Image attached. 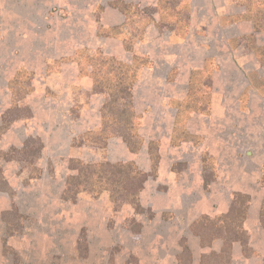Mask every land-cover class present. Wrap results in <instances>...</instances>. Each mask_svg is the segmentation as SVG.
<instances>
[{"label": "rangeland", "instance_id": "374dc122", "mask_svg": "<svg viewBox=\"0 0 264 264\" xmlns=\"http://www.w3.org/2000/svg\"><path fill=\"white\" fill-rule=\"evenodd\" d=\"M47 1L0 23V264H264V0Z\"/></svg>", "mask_w": 264, "mask_h": 264}, {"label": "trees", "instance_id": "16d2710c", "mask_svg": "<svg viewBox=\"0 0 264 264\" xmlns=\"http://www.w3.org/2000/svg\"><path fill=\"white\" fill-rule=\"evenodd\" d=\"M137 72V71H136ZM137 79L134 80L136 82ZM130 98V93H128ZM113 96V93L110 91V95ZM111 98V97H110ZM124 99V96H123ZM129 104L132 105V99L129 100ZM109 105V104H108ZM107 107V106H106ZM133 107V106H132ZM104 115H106V109L103 111ZM133 117H135L133 113ZM125 135V134H123ZM122 135V136H123ZM131 139L132 136L128 135L126 137V142L132 148L131 146ZM37 143L39 145V150L42 149V143L39 139H33L30 138L25 145L24 151L29 149L32 144ZM133 149V148H132ZM101 167H106L111 170L117 171L119 174L118 180L115 182L114 186H112V189L110 187H106L107 189L102 188L101 192L104 190H109L110 195L112 199H116L121 203V205L130 203V205L136 207V209L140 208L139 204V195L141 191L144 188V184L148 179V174L145 172L139 170V168L134 163H117V164H102ZM71 169L74 171L72 175L69 176L67 181L66 190L64 192V197L66 199L77 198V195L79 193H82L84 191H91L93 190L92 187L83 186L79 181L81 177H88L87 173H85V170L91 169L94 170L93 167H91L89 164H84L80 161L73 160L71 161ZM78 172V173H77ZM93 173V172H92ZM103 182L101 179L100 184ZM208 183V182H207ZM105 184V183H104ZM72 200V199H71ZM224 239L223 249L222 252H225L228 248L227 238ZM236 240H239L238 238ZM245 245V244H244ZM186 253V254H185ZM190 253L189 249L186 247L184 256L188 255ZM183 257V256H182Z\"/></svg>", "mask_w": 264, "mask_h": 264}, {"label": "crops", "instance_id": "0c3cea01", "mask_svg": "<svg viewBox=\"0 0 264 264\" xmlns=\"http://www.w3.org/2000/svg\"><path fill=\"white\" fill-rule=\"evenodd\" d=\"M18 0H1L0 1V23L3 21L8 25V23H12V25H47L49 21L48 19V7L50 6L49 1L47 0H38L37 3L39 5H34L35 8H30L28 11H21L18 6H15ZM18 7V8H17ZM34 11V12H33ZM119 12H115L114 9L106 12V15L117 20L115 24H120L119 22ZM114 25V24H109Z\"/></svg>", "mask_w": 264, "mask_h": 264}]
</instances>
